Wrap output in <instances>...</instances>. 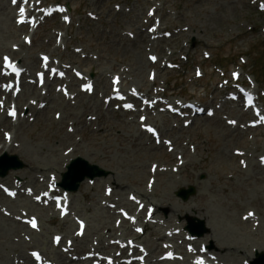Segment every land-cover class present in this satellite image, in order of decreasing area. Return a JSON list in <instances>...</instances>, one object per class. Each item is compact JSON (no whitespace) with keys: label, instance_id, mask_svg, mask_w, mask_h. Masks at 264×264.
I'll return each mask as SVG.
<instances>
[{"label":"rangeland","instance_id":"1","mask_svg":"<svg viewBox=\"0 0 264 264\" xmlns=\"http://www.w3.org/2000/svg\"><path fill=\"white\" fill-rule=\"evenodd\" d=\"M42 1L41 7L68 4L71 23L63 24L59 15L41 20L36 29L19 28L14 21L17 7L10 6V0H0V5L12 8L10 33L0 38V63L3 55L14 56L22 66L23 81L22 92L12 99L14 105L22 107L19 116L9 120L7 107H0V146L2 150L11 146L5 143L10 136L18 150L9 155H16L24 164L21 170L0 178V184L9 186L23 183L20 196L14 200L0 190V264H26L34 249L44 250L55 264H64L57 258V252H63L61 245L57 248L53 244L56 235L73 241L77 254L113 252L116 238L127 241L135 237L136 232L127 223H123L125 230L115 227V220L120 221L119 210H136L131 195L157 208L139 240L149 253V264H157L163 246L175 248L181 256V261L167 264H192L191 257L185 256L188 216L196 223L203 221L208 230L198 239L196 249L200 245L217 253L214 246L220 242L223 248L217 253V264H255L264 255V169L259 161L264 155V130L247 129L243 122L248 115L238 103L227 102L220 86L224 84L222 73L235 70L242 72L245 81L248 77L257 80L260 90H264V14L258 11L256 1L154 0L163 4V9L157 11L162 15L163 30L172 34L168 40L158 42L157 54L166 58L172 53L170 60L177 62L182 57L188 59L181 62L183 69L175 71L147 61L148 47L142 44L140 35L151 0H125L124 4L123 0ZM116 3L121 4V10L116 11ZM91 13L98 20L91 19ZM60 33L64 36L61 42L57 39ZM26 38L32 43H26ZM40 53L51 55L61 64L75 65L89 78L94 75L95 93L80 92L76 80H69L67 97L56 90L67 84L61 80L49 81L44 89L35 90ZM206 54L210 59L205 58ZM197 65L203 70L200 79L194 76ZM151 69L156 70L155 85L167 83L168 95L200 100L215 110V116L199 117L185 128L182 120L157 110L153 113L139 107L124 112L114 103H104V98L110 96L113 75L123 77L126 90L135 85L149 91ZM1 101L6 104L8 97L0 93ZM39 103L47 106L41 108ZM143 118L156 123L163 138L173 141V153L155 145L153 138L141 130ZM225 118L237 120L239 125L226 123ZM177 155H183V159H177ZM79 157L88 158L91 165L108 171V175L96 178L93 184L86 180L77 193L71 192V216L62 219L53 206H41L34 201L33 193L30 197L25 194L33 189L36 194L46 190L51 176L59 177L61 182L69 162ZM82 173L79 170L76 175ZM107 185L114 189L111 197L104 194ZM190 187L196 192L188 200L177 196L181 188ZM250 211L252 216H248ZM23 214L37 217V232L17 221ZM144 217L139 213L138 221ZM76 218L88 224L82 237L76 234ZM209 220L213 222L211 228L206 225ZM7 223L12 230H7ZM177 227L181 235L158 240L167 229L169 233ZM64 255L68 262H77L72 257H79L74 252Z\"/></svg>","mask_w":264,"mask_h":264},{"label":"bare ground","instance_id":"2","mask_svg":"<svg viewBox=\"0 0 264 264\" xmlns=\"http://www.w3.org/2000/svg\"><path fill=\"white\" fill-rule=\"evenodd\" d=\"M11 12H12V8L8 5V6H2V5H0V24H1V26L3 25V36L2 35H0V38H2V39H4V38H7V36H8V34L10 33L9 31H8V29H9V14H11ZM143 36V35H142ZM64 37V36H63ZM63 37H62V39H63ZM142 40H144V36L142 37ZM34 88V87H33ZM35 90H37L36 88H34ZM33 89V90H34ZM19 107H18V110H22V107L20 106V105H18ZM30 107V106H29ZM3 121L6 123V122H8V119H7V121L5 120V119H3ZM7 133H9V134H12L10 131H6ZM6 143V142H5ZM9 144L11 145V146H7V148L6 149H3L2 150V148L0 149V157L2 156V154H4V153H7V154H10L12 151H14V150H18V149H15L14 148V145H13V143H12V140H9ZM68 158H70V157H68ZM84 159L85 160H87L88 162H90V163H92V161L91 160H89L88 158H86V157H84ZM70 161V159H68L67 160V162H69ZM55 182H57V183H60V178L59 177H57L56 176V179H55ZM171 201H175V199L174 198H171L170 199ZM176 203V202H175ZM130 205V204H129ZM113 215V214H112ZM189 217V216H188ZM110 218H111V216H110ZM207 218V217H206ZM111 220L109 219V221H108V223L110 222ZM213 222L212 221H206V225L208 226V227H212L211 226V224H212ZM7 225H8V228H7V230H12V225L10 224V223H7ZM214 228V227H213ZM87 230H88V228H87ZM86 233H87V231H86ZM213 237H214V235H212ZM137 237H140V236H137ZM212 237V238H213ZM161 239H166V236H164V237H158V240H161ZM201 240V239H200ZM4 248H7L5 245H4ZM222 245H220V242H218V243H216V248H215V246H214V250H216V252L219 254V253H221L222 251ZM134 249V248H133ZM224 251V250H223ZM264 251V249L262 248V252ZM42 252L44 253V254H46V252L44 251V250H42ZM124 253H126L127 254V251L126 250H123L122 251V254H124ZM209 253L211 254V255H214V256H217V253H214V251H209ZM21 255H23V258H25V255H24V253L23 254H21ZM65 257V255L63 254V253H61V252H57V258L59 259V260H61L64 264H87V262L88 261H82V262H68L67 260H66V258H64ZM149 257V256H148ZM207 257H208V255H207ZM114 258V260L115 259H118V256H114L113 257ZM209 258H211V256L209 257ZM0 259H3V255L1 256L0 255ZM27 259V261L28 260H30V257L28 258H26ZM93 261H94V259H92ZM97 260V259H96ZM215 260H216V258H215ZM92 261V262H93ZM98 262H99V264H105L102 260H98ZM166 263H169V262H167V261H158V263L157 264H166ZM32 264H35V262L33 261L32 262ZM136 264V263H135Z\"/></svg>","mask_w":264,"mask_h":264},{"label":"water","instance_id":"3","mask_svg":"<svg viewBox=\"0 0 264 264\" xmlns=\"http://www.w3.org/2000/svg\"><path fill=\"white\" fill-rule=\"evenodd\" d=\"M7 158V156L5 157ZM13 160V164L10 168L12 169H18V168H22L23 164L16 158H12ZM83 165L84 170L83 173L81 174V176L76 177V173L77 170L74 166L75 165ZM80 167V166H79ZM9 170V168H5L2 169V175L5 176V174L7 173V171ZM107 173L101 169H99L97 166H90L86 161H84L83 159H78L77 161H75L73 163V165L71 167H69V172H67L64 176H63V183L62 185L66 188V189H70L74 192H76L79 189V186L81 184V182H83L87 177L88 178H95V177H100L102 175H106ZM194 189L191 188L189 192L181 190L179 192V195L182 196L185 200H187L189 198L190 195L194 194ZM203 226V223H202ZM189 229L191 231L195 232L194 226L192 224H190Z\"/></svg>","mask_w":264,"mask_h":264},{"label":"snow or ice","instance_id":"4","mask_svg":"<svg viewBox=\"0 0 264 264\" xmlns=\"http://www.w3.org/2000/svg\"><path fill=\"white\" fill-rule=\"evenodd\" d=\"M16 2H17V0H13V3H16ZM25 2H27V0H25ZM20 14H21V16L24 15V9H21V10H20ZM18 22L22 23L23 21H18ZM45 60H47L46 57H45ZM4 61H5V65H6V66L12 67V68H13V71L16 72V75H19V70H17V69L15 68V66L12 65V64L10 63V61L8 60L7 57L4 58ZM0 106H2V105H0ZM129 107H130V106H129ZM11 114H12V115H15L14 112L11 113ZM31 224H32V227H33V228L36 227V222H35L34 220L31 222ZM58 239H59V238H57V240H58ZM33 255H36V254L34 253Z\"/></svg>","mask_w":264,"mask_h":264}]
</instances>
